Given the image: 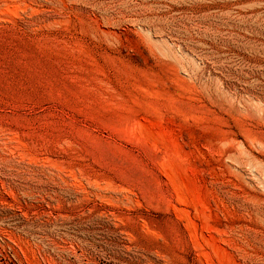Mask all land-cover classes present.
<instances>
[{
	"label": "rangeland",
	"instance_id": "obj_1",
	"mask_svg": "<svg viewBox=\"0 0 264 264\" xmlns=\"http://www.w3.org/2000/svg\"><path fill=\"white\" fill-rule=\"evenodd\" d=\"M0 264H264V0H0Z\"/></svg>",
	"mask_w": 264,
	"mask_h": 264
}]
</instances>
